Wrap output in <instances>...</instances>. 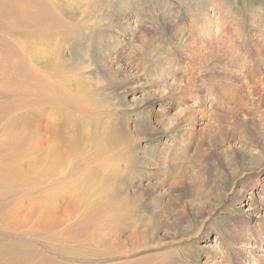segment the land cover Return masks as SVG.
<instances>
[{
	"label": "rangeland",
	"instance_id": "rangeland-1",
	"mask_svg": "<svg viewBox=\"0 0 264 264\" xmlns=\"http://www.w3.org/2000/svg\"><path fill=\"white\" fill-rule=\"evenodd\" d=\"M4 1L35 78L0 68V148L72 169L11 200L0 264H264V0H46L13 44Z\"/></svg>",
	"mask_w": 264,
	"mask_h": 264
},
{
	"label": "bare ground",
	"instance_id": "bare-ground-1",
	"mask_svg": "<svg viewBox=\"0 0 264 264\" xmlns=\"http://www.w3.org/2000/svg\"><path fill=\"white\" fill-rule=\"evenodd\" d=\"M13 1H15V0H10L9 2L11 3ZM24 1H27L28 3L23 5V6L14 7L17 9V11L14 10V8L12 9L11 13L15 14V16L13 17L14 18V24H13V26H10V28L6 31L7 32L6 35L5 34L2 35V39L6 42L12 43L9 38H12V37L16 38L17 37L19 39V38H22L24 36V32H22V30H21V26L25 25V21H24L25 16H27V24L30 27H34V26L37 27L36 22H43L44 23L43 20L46 18L47 13H53V15L50 16L49 21H51L52 23L60 22L59 14L56 15L54 12L48 10V7L46 5V0H24ZM51 1L53 3V7L57 8V10H58L60 5L62 4L61 1H59V0H51ZM6 7L9 8L8 2H5L4 0H0V15L2 14V11ZM41 9H43L45 11L44 14H38L37 15V12L40 11ZM62 13H64V15H66L67 12L63 11ZM0 17H2L0 21L4 22V19H5L4 16H0ZM217 19H218V16H217ZM18 22H23V25H18L19 24ZM45 23H49V22L45 21ZM7 24H9V23H7ZM207 25H208V23H207ZM223 25L224 24H222V23H219V24L217 23L218 28H220L219 29L220 34H218V36H217V42L213 43V45L211 46L212 48L221 49L218 41L222 40L223 38L231 41V37H229V38L224 37L225 33L228 32V30H226V29L223 30V28H227L226 26L224 27ZM221 27H222V29H221ZM199 28H201V27H199ZM231 28L233 29V27H231ZM205 30L206 29L203 26L201 32L206 33L207 30L206 31ZM221 30H223V31H221ZM229 30H231V29H229ZM0 32H5V29H4V26L2 23H0ZM231 32L234 35L235 32H233L232 30H231ZM230 41H228V42H230ZM22 43L20 42V46H22ZM16 45H19V44H16ZM0 48H2V51H0V68H8V69L14 71V73L10 74V75H8L6 73H2L5 77L19 76L21 73V79L24 76L27 77L26 74L29 76L28 78H31V79L35 78V77L32 78L31 77L32 75L27 73L28 70L25 67L24 62L20 59V57L17 56V54H14L11 56H6L5 53L7 52V49H6L7 47L5 45L2 46L0 44ZM21 48H23V47H21ZM229 50H230V45L228 47V51ZM224 51L226 53L228 52L227 50H224ZM7 61H10L11 63L12 62H20L21 67H19V68L11 67L8 65ZM26 66H28L27 63H26ZM263 93H264V91H263ZM46 102L58 103L55 99H51V100L47 99ZM17 140L19 142L21 139H17ZM42 143H43V141H42ZM5 152H6V155L2 156V154H4ZM56 163H58V162H55L52 159V157L48 154V162H47L46 166L43 168L44 170L39 173V176L34 175V176L22 177L23 172L31 164H27L25 162V157L16 156V155H14L13 151H9V150L0 148V235H3L4 232H6L7 226L5 224V220H9L11 218V216L21 217V215H20V212H21L20 208L21 207H11L10 206L11 200H13L16 197H18V198H20V200H22L23 195L21 194V191H23L26 195H30L31 193L36 191V186L38 184L45 182L48 179L52 182H57L61 179H64L67 176L68 172L71 171V169H72V164L70 161L62 160L59 163V166Z\"/></svg>",
	"mask_w": 264,
	"mask_h": 264
}]
</instances>
